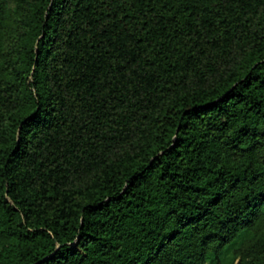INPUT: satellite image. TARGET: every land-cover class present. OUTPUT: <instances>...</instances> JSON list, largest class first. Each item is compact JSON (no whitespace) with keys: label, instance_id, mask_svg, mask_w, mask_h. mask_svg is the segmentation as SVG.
Instances as JSON below:
<instances>
[{"label":"trees","instance_id":"1","mask_svg":"<svg viewBox=\"0 0 264 264\" xmlns=\"http://www.w3.org/2000/svg\"><path fill=\"white\" fill-rule=\"evenodd\" d=\"M209 261L264 264V0H0V264Z\"/></svg>","mask_w":264,"mask_h":264},{"label":"rangeland","instance_id":"2","mask_svg":"<svg viewBox=\"0 0 264 264\" xmlns=\"http://www.w3.org/2000/svg\"><path fill=\"white\" fill-rule=\"evenodd\" d=\"M228 255L229 254L223 256V260L226 261V262L228 261ZM207 264H213V262L212 261H209Z\"/></svg>","mask_w":264,"mask_h":264}]
</instances>
